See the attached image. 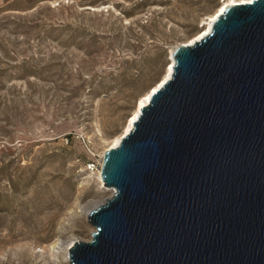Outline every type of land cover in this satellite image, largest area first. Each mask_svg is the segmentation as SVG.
<instances>
[{"label":"rangeland","instance_id":"374dc122","mask_svg":"<svg viewBox=\"0 0 264 264\" xmlns=\"http://www.w3.org/2000/svg\"><path fill=\"white\" fill-rule=\"evenodd\" d=\"M221 2L0 0V264H69L92 239L83 208L111 191L86 163Z\"/></svg>","mask_w":264,"mask_h":264},{"label":"water","instance_id":"95a60500","mask_svg":"<svg viewBox=\"0 0 264 264\" xmlns=\"http://www.w3.org/2000/svg\"><path fill=\"white\" fill-rule=\"evenodd\" d=\"M172 78L103 154L111 195L71 264H264V0L173 52Z\"/></svg>","mask_w":264,"mask_h":264},{"label":"bare ground","instance_id":"6f19581e","mask_svg":"<svg viewBox=\"0 0 264 264\" xmlns=\"http://www.w3.org/2000/svg\"><path fill=\"white\" fill-rule=\"evenodd\" d=\"M254 1L256 0H222L221 5L217 8L214 14L211 15L209 18H207V20L203 23V29L193 38H191L190 40H188L187 42L181 45H194L195 43L199 42L204 37L208 36L213 29V25L215 21L218 19V17H220L226 11V9H228V7L253 4ZM176 48L177 47H174L171 50L170 63L167 65L166 72L163 78L137 101L135 110L133 114L128 118L122 134L116 137L115 139H113L108 149L117 148L121 144L122 140L131 133V131L133 130L135 121L141 116L142 109L150 103L152 99V95L156 93L163 85H165L167 81H169L172 78L173 73H174V66H175V60L173 59L172 56ZM102 162H103V157H101V163ZM96 177H97L99 184H102V187L105 188V184L101 176V171ZM92 178L93 177L91 176L90 179ZM106 190L110 191L109 189H106ZM111 192L113 193V191ZM96 204H97L96 202H93V203L86 205L85 208H83V211L85 212V216L91 210V208L95 206ZM77 240L78 239L75 238L68 244V247L65 250V255L63 256L64 261L68 262L69 264H71L70 259H69V248ZM51 249H52L54 256L56 258H59V256L61 255V251H63V242L55 243Z\"/></svg>","mask_w":264,"mask_h":264},{"label":"built area","instance_id":"2783aa9c","mask_svg":"<svg viewBox=\"0 0 264 264\" xmlns=\"http://www.w3.org/2000/svg\"><path fill=\"white\" fill-rule=\"evenodd\" d=\"M67 141L69 140L68 138L66 139ZM87 150L89 151V153L93 156L96 157L92 151V149L90 148L89 145H86ZM103 163V162H102ZM102 163H101V158H99V160H91L89 162L86 163V170L89 174L92 175H97L99 174V172L101 171V167H102ZM102 185V184H101Z\"/></svg>","mask_w":264,"mask_h":264}]
</instances>
